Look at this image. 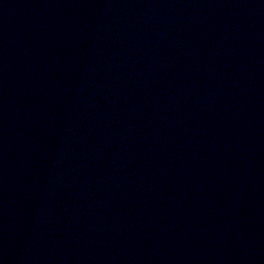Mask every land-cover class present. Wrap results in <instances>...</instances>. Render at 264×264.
<instances>
[{
    "label": "water",
    "instance_id": "1",
    "mask_svg": "<svg viewBox=\"0 0 264 264\" xmlns=\"http://www.w3.org/2000/svg\"><path fill=\"white\" fill-rule=\"evenodd\" d=\"M0 264H264V0H0Z\"/></svg>",
    "mask_w": 264,
    "mask_h": 264
}]
</instances>
